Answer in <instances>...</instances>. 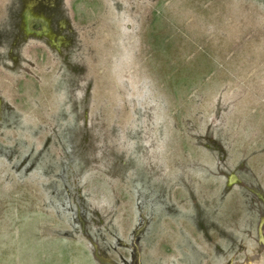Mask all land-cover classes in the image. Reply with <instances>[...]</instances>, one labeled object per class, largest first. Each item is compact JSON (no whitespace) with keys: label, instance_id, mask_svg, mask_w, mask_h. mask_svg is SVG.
<instances>
[{"label":"rangeland","instance_id":"obj_1","mask_svg":"<svg viewBox=\"0 0 264 264\" xmlns=\"http://www.w3.org/2000/svg\"><path fill=\"white\" fill-rule=\"evenodd\" d=\"M65 2L0 37V264H264V0Z\"/></svg>","mask_w":264,"mask_h":264},{"label":"flooded vegetation","instance_id":"obj_2","mask_svg":"<svg viewBox=\"0 0 264 264\" xmlns=\"http://www.w3.org/2000/svg\"><path fill=\"white\" fill-rule=\"evenodd\" d=\"M28 1L18 0L17 6L10 8L9 15H11L12 20L10 26L0 30L1 38L7 36L6 40L9 49L6 52L11 54V56H8L13 58L15 67L25 60L22 50L26 47L28 41H41L43 45L50 47L53 43L56 46L58 45L59 40L52 41L54 36L58 37V39L61 38L60 34L56 35V29L59 31L65 30L64 35L66 36H68L67 32L70 34L69 37L73 35V29L70 28L71 25L69 23L65 25L71 9L70 6L66 5V0H31V5H28ZM69 37H66L68 42L71 40ZM1 45L2 42L0 41V47H4V45ZM65 46L67 45L65 44ZM33 47L34 51L43 56L40 53V46L34 44ZM5 57L0 51L1 65H3ZM5 67L8 68V66ZM12 67L14 68V66ZM122 261L127 263L124 258Z\"/></svg>","mask_w":264,"mask_h":264}]
</instances>
